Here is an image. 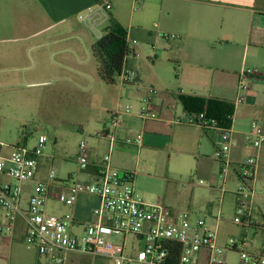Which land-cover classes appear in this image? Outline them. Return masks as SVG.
Instances as JSON below:
<instances>
[{"label":"crops","instance_id":"crops-1","mask_svg":"<svg viewBox=\"0 0 264 264\" xmlns=\"http://www.w3.org/2000/svg\"><path fill=\"white\" fill-rule=\"evenodd\" d=\"M18 1L29 7L33 5L38 15L43 14V19H39L33 26V36L64 26H73L71 20L89 12V8L93 9L91 22H97L98 13L104 16L101 17L102 20L107 18L106 13L99 8L98 0H0V33L11 27L9 22L12 20L13 5ZM141 9L146 12V16H150V19H147L150 24L143 23L137 29L130 27L129 31L127 30L137 60L129 62L127 58L123 67V71L136 72V83L139 87L131 85L120 89L114 111L120 110L121 125L115 130L114 141L108 138L100 139L97 133L111 126L110 119L109 122H104L102 129L96 133V138L101 143L98 147L106 150L107 155H111L114 167L128 172L133 168L129 163L122 161L117 152L127 151L130 146L139 153L142 147L166 148L170 155L182 153L198 158L196 175L203 183L190 184L193 189L190 190L187 211L191 212L194 218L205 217L208 225L217 230V242L220 246L226 247L231 238L240 237L245 238L247 246L248 232L253 228L257 230L262 225L254 216V204L258 186L264 183V144L259 149L255 148L251 133L252 124L256 122L255 131L264 134V0H142ZM154 28L165 32L168 38L155 35ZM135 30L137 35H148L146 42H155L157 45L160 36L164 39L159 43V51L169 64H177V68L171 72L175 74L174 78L170 77L169 70L156 67V60L160 58L158 54L147 57L150 63L139 60L141 56L137 50L142 47V43L138 46ZM246 70H253L256 74L247 75L244 78L245 87L239 89L241 73ZM148 87L158 88L162 92L160 96L154 97V102L163 121L187 113L180 101L181 97L215 99L234 105L232 124L225 128L232 131V167L225 175L223 162L215 158L218 143L215 130H205L187 124L167 126L163 121H153L144 127L139 118L140 101L146 95ZM124 95L136 105L139 103L135 113L128 114L120 107ZM239 96L245 97V101L235 105ZM170 103L176 105L174 111L168 108ZM212 126L217 125L213 123ZM141 132L144 134L141 146L126 144L128 138H136ZM251 156L256 158L257 168L249 182L244 184V192L239 193L238 183L243 186L239 177L240 165ZM90 157L92 165L83 170L91 177L86 182L94 180L96 165L103 159L97 150H92ZM84 199L85 206H81ZM218 199L219 204L216 206L214 201ZM90 201L93 202L92 207L89 206ZM225 203L231 206L233 218L239 204L249 205L253 220L252 225L243 230L234 224L232 218L229 221L232 231L226 238L220 234ZM59 205L57 212H60L61 206L66 207ZM97 206L98 200L95 197L87 194L79 196L74 208V215L78 220V225L74 227L75 234H84V223L92 220L93 210ZM90 208L92 209L88 212ZM220 212L222 218L217 223ZM22 243L25 244L18 233L13 239L0 238V250H7L9 258L15 255L19 264H41L43 260L51 263L48 258L40 256L32 245L26 248L32 249L35 254H23ZM225 253L236 254L231 251ZM253 254H264V250H255Z\"/></svg>","mask_w":264,"mask_h":264},{"label":"rangeland","instance_id":"rangeland-1","mask_svg":"<svg viewBox=\"0 0 264 264\" xmlns=\"http://www.w3.org/2000/svg\"><path fill=\"white\" fill-rule=\"evenodd\" d=\"M13 6L11 27L0 33V141L11 146L25 144L32 148L37 139L44 136L47 138L45 153L56 157L54 168L57 178L67 180L72 175L74 182L84 183L91 177L80 170L75 158L82 146L90 152L97 150L101 158L107 155L106 150L98 147L101 143L96 133L104 122H109L110 113L116 110L121 89L119 85L109 86L100 80L91 47L100 39L111 19L129 31L130 27L137 29L143 23L150 24L147 20L150 16L140 10L142 0H113V9L106 14L105 20H102L104 16L101 13L96 16L97 22L77 16L71 20L73 26L33 36V26L43 19V14L38 15L33 5L29 7L19 1ZM153 30L157 36L165 34L161 30ZM134 32L138 46L142 43L137 50L141 56L139 60L150 63L147 57L158 54L160 58L156 60V67L169 70L170 77L174 78L175 74L171 72L177 64H169L159 51V43L164 39L160 36L156 45L155 42H146L148 35ZM135 57L132 53L128 61L136 62ZM127 105L132 106L128 112L131 114L137 111L139 103L136 105L124 95L120 107L126 111ZM23 138L27 139L24 141ZM130 147L117 153L133 168L131 172H137V195L150 204H163L176 212L187 211L190 190L193 189L190 184L201 182L196 175L198 158L182 153L170 155L166 148L142 147L139 153ZM28 187L26 197L31 185ZM241 189L242 185L238 183L237 191ZM242 190L244 192L245 189ZM257 191L254 216L262 225L248 232L246 249L251 253L264 250V183L258 186ZM214 202L217 206L219 199ZM84 203L85 199L81 206H85ZM92 205L90 201L89 206ZM59 208V204L51 203L48 211L51 214L72 212L63 206L57 212ZM223 213L220 234L226 238L232 231L229 221L233 214L229 204H224ZM106 239L116 245L123 243L122 236H106ZM126 245V253L135 255L143 244L128 236ZM29 246L26 243L22 245L23 254L32 256L35 253L26 248ZM70 256L68 264H115L111 259L95 258L90 254L74 253ZM218 259L227 264H238L236 254L223 253ZM17 261L15 255L9 258L7 250H0V264H19ZM41 264L51 263L43 260Z\"/></svg>","mask_w":264,"mask_h":264},{"label":"built area","instance_id":"built-area-1","mask_svg":"<svg viewBox=\"0 0 264 264\" xmlns=\"http://www.w3.org/2000/svg\"><path fill=\"white\" fill-rule=\"evenodd\" d=\"M101 11L109 13L113 0H98ZM93 9L82 14L81 19L91 21ZM168 38L167 34H162ZM256 74L253 70L241 73L239 89L245 87L244 78ZM121 88L135 85L136 72L122 71L118 80ZM141 99L139 118L144 127L153 121H163L154 97L162 94L155 87H148ZM245 101L239 96L235 105ZM168 108L175 110L174 103ZM132 109L127 105L126 112ZM120 110L110 113V124L100 130L97 137L114 141L115 130L121 125ZM171 124H187L217 132L218 143L215 158L223 162V174L232 167L230 153L232 131L208 126L204 113L174 117L163 121ZM253 145L259 149L264 144V134L257 133L256 122L252 124ZM143 133L136 138H128L126 144L141 146ZM26 140L27 138H23ZM47 138L40 136L34 147L25 144L11 146L0 141V238L13 239L18 233L26 244L36 247L42 257L52 264H67L69 255L74 253L90 254L93 257L111 259L115 264H172L171 243L180 246L176 264H227L218 256L227 252L238 255V264H264V254H253L246 249L244 237L231 238L226 247L217 242V230L211 228L204 218H194L189 211L176 212L163 204H149L136 192L137 172L121 171L114 167L111 155H105L96 165L97 173L91 182H74L72 175L67 180L57 178L54 168L56 157L45 153ZM75 162L80 170L92 165L90 151L82 146ZM257 160L254 156L240 165L239 177L244 184L254 175ZM203 183V181H201ZM31 185L30 195L25 196L26 186ZM239 193H242L243 190ZM87 194L98 200L93 210L92 220L84 223V234L74 233L78 220L74 208L79 196ZM61 204L72 210L70 214L58 215L48 211L49 204ZM219 213L217 223L221 220ZM234 224L243 230L252 225L251 208L243 204L236 207ZM106 236L123 237L122 245H116ZM133 236L142 242L136 255L126 253L127 237Z\"/></svg>","mask_w":264,"mask_h":264},{"label":"trees","instance_id":"trees-1","mask_svg":"<svg viewBox=\"0 0 264 264\" xmlns=\"http://www.w3.org/2000/svg\"><path fill=\"white\" fill-rule=\"evenodd\" d=\"M91 53L100 80L109 86L118 85L126 59L133 53L128 31L114 20H110L101 38L92 45ZM180 101L190 114L204 113L207 127L213 123L219 127H230L234 105L228 102L198 97H181ZM172 264L177 263L180 246L171 243Z\"/></svg>","mask_w":264,"mask_h":264}]
</instances>
